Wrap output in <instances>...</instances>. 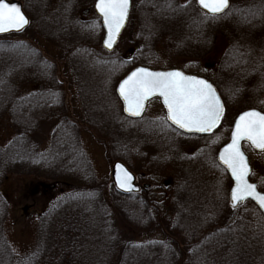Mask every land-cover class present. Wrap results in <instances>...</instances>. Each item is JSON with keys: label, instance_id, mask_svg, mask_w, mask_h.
I'll list each match as a JSON object with an SVG mask.
<instances>
[{"label": "trees", "instance_id": "obj_1", "mask_svg": "<svg viewBox=\"0 0 264 264\" xmlns=\"http://www.w3.org/2000/svg\"><path fill=\"white\" fill-rule=\"evenodd\" d=\"M22 1L32 22L27 37H0V121L9 116L15 130L0 139V264H264V216L252 201L231 206L232 180L217 161L238 113L264 111L255 101L264 89V0H232L215 17L196 0H133L128 59L106 50L103 34L93 36L96 26L83 18L95 14L96 0ZM218 35L230 40L215 82L226 139L186 134L166 117L124 114L117 84L138 65H156L163 41L177 55L204 58ZM47 43L73 73L82 124L111 161L147 174L149 188L123 194L98 180ZM211 167L225 179L212 180ZM13 173L49 179L62 191L41 213L35 245L20 255L5 236L9 205L1 191ZM153 234L159 237L146 238Z\"/></svg>", "mask_w": 264, "mask_h": 264}, {"label": "rangeland", "instance_id": "obj_2", "mask_svg": "<svg viewBox=\"0 0 264 264\" xmlns=\"http://www.w3.org/2000/svg\"><path fill=\"white\" fill-rule=\"evenodd\" d=\"M186 1V0H184ZM88 23L95 24V34L93 36L98 37L103 33V29L100 28L97 23V17L94 13H84L83 17ZM130 23V21H129ZM128 23L120 41L117 43L116 49L113 51L116 56H121L128 59L132 54V48L130 43L135 36L137 26ZM22 37H27V33L24 32ZM43 45V44H42ZM46 47L44 53L46 56L54 59L60 69L59 75L64 82L67 101L69 103V110L71 117L78 124H81L82 130V142L88 156L90 157L98 180L102 183H112V170L113 161L108 157V150L99 137L92 132L87 126L82 124V107L78 95V90L75 83H72L73 73L67 66L66 62L58 59L59 53L56 47L50 44H44ZM230 40L224 35H218L215 38V47L204 58H191L182 55H177L175 51L169 46L167 42H162L157 48L156 65L150 66L155 69H169L179 68L188 73H193L209 78L213 82L218 79V71L221 67V61L229 49ZM80 65H92L91 63L82 62ZM149 66V65H146ZM127 75V74H126ZM125 75V76H126ZM124 76V77H125ZM74 78V77H73ZM259 95L256 101L264 106V89ZM121 103V101H120ZM255 103V102H254ZM147 108L144 116H148L153 119L167 117L166 109L160 98H155L147 103ZM122 105V103H121ZM123 108V106H122ZM259 109L258 107H254ZM262 110V109H261ZM15 133L12 127L10 117L5 116L0 121V139L9 140ZM216 139H226V133L223 130L216 131ZM227 139V140H228ZM244 149L249 155L251 164L253 166V178L258 182L262 190H264V151H257L249 144H244ZM189 152V150H187ZM191 152L193 150H190ZM207 174L212 176V180L222 177L225 179L224 174L217 168L211 167L207 170ZM140 172V171H136ZM145 172V170L143 171ZM142 173V172H140ZM144 178H147V174H144ZM139 176V174H138ZM216 177V178H214ZM144 178L139 179L141 183L145 182ZM57 185V184H56ZM1 191L8 199L9 214L5 223V236L12 247L13 251L20 255L29 252L35 245L37 238V227L39 225L40 216L43 211L48 209L52 203L62 194L61 187L55 186L51 180H47L42 177H36L34 175H22V174H10L1 186ZM157 238L159 235L153 234L146 238Z\"/></svg>", "mask_w": 264, "mask_h": 264}, {"label": "snow or ice", "instance_id": "obj_3", "mask_svg": "<svg viewBox=\"0 0 264 264\" xmlns=\"http://www.w3.org/2000/svg\"><path fill=\"white\" fill-rule=\"evenodd\" d=\"M130 0H98L97 9L103 16L108 28L105 46L113 47L115 38L123 27L129 10ZM198 3L211 13L212 17L223 13L229 7V0H198ZM29 23L20 7L16 4L0 0V33L9 30H22ZM95 27V24L91 25ZM120 94L127 104V111L140 116L144 109V101L151 95L159 93L167 107L168 114L164 123L171 121L181 129L202 133L211 132L223 116V104L215 88L206 80L195 76H186L174 70L168 72H151L147 68H137L120 85ZM247 139L256 148L264 150V113L251 110L242 113L237 119L231 143L220 154V160L231 170L236 180L232 190L233 207L237 201L247 197L258 200L264 207V194L256 191V185L249 183L246 176L250 166L245 154L240 149V141ZM131 174H125L127 190L133 186L128 184ZM119 182V177H117Z\"/></svg>", "mask_w": 264, "mask_h": 264}, {"label": "water", "instance_id": "obj_4", "mask_svg": "<svg viewBox=\"0 0 264 264\" xmlns=\"http://www.w3.org/2000/svg\"><path fill=\"white\" fill-rule=\"evenodd\" d=\"M132 1H133V0H130V3H129V10H128V14H127L126 20H125V22H124V25H123V27L120 29L118 35L116 36V38H115V42H114L113 47H112L111 49H109V48H107V47L105 46V40H106L107 37H108V28H107V26L104 24V20H103V16H102V14L100 13V11H99V10L97 9V7H96V5H97V3H98V0H96L95 3H94V10H95L96 14H98V15L100 16V18H101V22H102L101 24H102V26H103V28H104V33H103V34H104V38H103L102 44H103L104 48H106V49L109 50V51H112V52H113V51L115 50V48H116V46H117V43L119 42V40H120V38H121V36H122V34H123L122 32H124L125 28L127 27L128 23H129L130 16H131V11H132V8H133V2H132ZM196 1H197V3H198V0H196ZM6 3H9V4H16V5H18V6L20 7L21 11L23 12L24 16L28 19L29 23H28L27 25H24V26L22 27V30H20V31H17V30H9V31H6V32H4V33H0V36H1V35H9V34H19V33H22V32H24V31H26L27 29H29L30 26H31V18H30V16L26 13V11L24 10L23 2L20 1V0H6ZM198 5H199V6H200L205 12H207L208 14H211V13L208 12L207 9H204L199 3H198ZM230 6H231V0H229V7H228L227 9H225L224 12H226V11L230 8ZM224 12H223V13H224ZM223 13H220V14H223ZM220 14H218V15H220ZM137 68H147V69H148L149 71H151V72H168V71L178 70V71L183 72L186 76H195V77H197V78H199V79L206 80V81H208V82H209V83L215 88L216 93L218 94V96H219V98H220V101H221L222 104H223V109H224V111H225V105H224L223 99H222V97H221V95H220V93H219V90H217V89H218L217 86H216L211 80H209L208 78L203 77V76H200V75L192 74V73H187L186 71H184V70H182V69H179V68L155 69V70H154V68H151V67H149V66L139 65V66L135 67L134 69H132V70H131V71H130V72H129V73H128V74H127V75H126V76H125L120 82H119V84H117L118 86H117V88H116V92H117L116 95H118L119 99H120L121 102H122L124 113H125V115H127V116H129V117H131V118H135V119L142 118V117L144 116V114H145V111H146V108H147V103L149 102V100H151V99H153V98H155V97H160L162 103L164 104L163 98L159 95V93H156V94H154V95L149 96V97L144 101V109H143V112H142V114H141L140 116L132 115V114H130V113L127 111V104H126L125 100L123 99V97L121 96L119 89H120V85L123 83V81H124L125 79H127L128 76H129L133 71H135ZM164 106H165L166 112H167V114H168L167 107H166L165 104H164ZM251 110H255V111H259V112H261V113H264L262 110L257 109V108H248V109H246V110L240 112V113L237 115V117L235 118V121H234L233 126H232V130H230L231 133H230V139H229V141L226 142L225 144H223V145L220 147V149L218 150V153H217V159H218V162H219L223 167H225V169L227 170V172H228V174H229V176H230V178H231V180H232V182H233V185H232V187H231V189H230V193H229V200H230L229 203H231L232 206H233V203H234V202H233V200H232V198H231V194H232V190L236 187V183H237V182H236V180H235V177L232 175L231 170L227 167V165H225V164L220 160V154L224 151V149L227 147V145L231 143V140H232V134H233V131H234L235 123H236L237 119L239 118V116H240L242 113H244V112H246V111H251ZM224 111H223L222 119L220 120L219 124H218V125H217V126L211 131V132H209V133H202V132H197V131H195V130H193V131H189V130H186V129H181V128H179L177 125L173 124L170 120H169V121H170L174 126L178 127L180 130H182L183 132H185V133H187V134L189 133V134H197V135H209V134L215 132L216 130H218V129L221 127L222 122H223L222 120H223V118H224ZM244 143H248L249 145H251L254 149H256V150H258V151H261V149L256 148V147H255L254 145H252L251 142L248 141L247 139H244V140H241V141H240V149H241V151L245 154V156H246V158H247V162H248V164H249V166H250V172H249V174L246 176V179H247V181H248L249 183H252V184H255V185H256V191H257V192H259V193H261V194H264V191H262V190L259 189L257 183L251 180V175H252V172H253V171H252V170H253V167H252V164H251V162H250L251 160H250V158H249V155L246 153V151H245V149H244ZM262 151H264V150H262ZM126 172H127V173H130V174H131V177H132V179H131L130 181H128V184H130V185L133 186V190H132V191H128V190H127V185H126L125 187H123V188L120 186L121 183H124V182H125V174H126ZM117 177H119V182H118V180H117ZM111 178L113 179V184L115 185L116 189H117L119 192L123 193V194L138 193V192H140V191L142 190V186H141V184H139V182L137 181V175L135 174V172H134L133 170H131V168H130V167H129V166H128L123 160H117V161H115V162L113 163V170H112V177H111ZM144 187H145V188H148V185H144ZM248 200L254 202V203L258 206V208L261 210V212L263 213V215H264V207H261L260 204H259V202H258V200L254 199V198H252V197H247V198H245V199H243V200H241V201H237V202H235V203H236V206H235V207H238V206L240 205V203H243L244 201H248Z\"/></svg>", "mask_w": 264, "mask_h": 264}, {"label": "bare ground", "instance_id": "obj_5", "mask_svg": "<svg viewBox=\"0 0 264 264\" xmlns=\"http://www.w3.org/2000/svg\"><path fill=\"white\" fill-rule=\"evenodd\" d=\"M9 35H11V34H9ZM2 36H7V35H1L0 37H2ZM259 209V208H258ZM260 210V209H259ZM261 211V210H260ZM264 216V215H263Z\"/></svg>", "mask_w": 264, "mask_h": 264}]
</instances>
